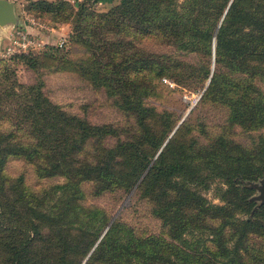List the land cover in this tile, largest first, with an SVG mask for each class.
I'll return each mask as SVG.
<instances>
[{
    "label": "trees",
    "instance_id": "1",
    "mask_svg": "<svg viewBox=\"0 0 264 264\" xmlns=\"http://www.w3.org/2000/svg\"><path fill=\"white\" fill-rule=\"evenodd\" d=\"M74 1L27 0L29 15L71 30L62 46L0 58V264H264V203L254 208L247 184L264 177V136H231L264 127V0H119L101 11ZM145 39L212 59L200 101L225 109L217 130L145 102L190 76L175 54L139 47ZM61 65L103 86L132 123H92L52 101L42 78L18 75ZM20 158L62 181L33 192L6 170ZM215 183L218 203L204 194ZM106 192L145 200L161 230L109 223L114 213L85 202Z\"/></svg>",
    "mask_w": 264,
    "mask_h": 264
},
{
    "label": "rangeland",
    "instance_id": "2",
    "mask_svg": "<svg viewBox=\"0 0 264 264\" xmlns=\"http://www.w3.org/2000/svg\"><path fill=\"white\" fill-rule=\"evenodd\" d=\"M13 1L16 3L15 14L18 23H21L24 20V14H28L24 9V4L27 0ZM69 1L76 5V1ZM118 1L97 0L93 4V7L100 11L107 10ZM39 21L47 27H57V24L68 23L67 34L71 30L69 22H54L44 20L43 18H40ZM6 26V24L2 25L1 28H5ZM40 29L47 28L41 27ZM138 46L155 52L175 54L180 59V63L190 73L185 83H175L173 86H157L154 88L153 93L145 98V102L155 106L158 110L170 112L171 120L179 122L180 119L187 116L191 124L204 122L208 129L212 131L217 130L220 123L224 122L226 116L225 109L211 102L200 101V95L204 90L202 86L206 82L203 81V77L209 62L211 66L212 59L207 55L201 56L196 52L180 51L174 45L161 40L145 39ZM82 50L78 44H73L71 45L70 56L77 58L81 55ZM1 57L4 56L0 54ZM191 64L198 67V70L196 71L190 67ZM18 75L20 80L25 82H33L38 77L42 78L44 81V92L52 101L59 103L66 111L83 116L92 123L107 122L121 126L122 128H126L132 123V120L126 113L116 106L114 98L107 94L103 86L92 84V82L81 77L77 72L67 69L65 65H61L58 69L53 66H42L37 71L20 66L18 67ZM258 134L264 136V127L247 130L235 126L231 130V136L243 143H251ZM6 170L11 175L23 173L25 184L29 185L33 189V192L39 190L41 186L62 181L61 176L40 178L35 172V166L22 158L10 159L7 162ZM218 185L220 184L215 183V185L213 184L204 192L209 200L216 203L220 202L217 195ZM84 189L87 192L90 190V186L84 185ZM257 192V189H254V194ZM124 198L125 195L123 196L122 192H106L100 196L88 195L85 202L96 204L113 214ZM117 215L140 231L157 232L161 230L160 221L151 214L149 204L136 195L131 196V198L124 202Z\"/></svg>",
    "mask_w": 264,
    "mask_h": 264
},
{
    "label": "built area",
    "instance_id": "3",
    "mask_svg": "<svg viewBox=\"0 0 264 264\" xmlns=\"http://www.w3.org/2000/svg\"><path fill=\"white\" fill-rule=\"evenodd\" d=\"M26 24L36 25L37 27H49L44 26L45 24L40 22L37 18L24 14V20ZM25 24V25H26ZM24 24H14V31L8 36L6 44L3 46L0 52L1 56H7L17 51L26 50H38L43 47L45 42L35 36L34 34L27 31ZM66 36H60L54 44L62 46Z\"/></svg>",
    "mask_w": 264,
    "mask_h": 264
},
{
    "label": "crops",
    "instance_id": "4",
    "mask_svg": "<svg viewBox=\"0 0 264 264\" xmlns=\"http://www.w3.org/2000/svg\"><path fill=\"white\" fill-rule=\"evenodd\" d=\"M14 6L16 8V3H14ZM20 24L25 25L26 23L22 21ZM6 25L7 26L5 28L0 27V52L2 51L3 46L6 44L8 36L12 34L14 31L13 23H8ZM57 25H58L57 27L48 26L49 27L48 29H40L36 25H32V24H26L25 27L27 31L37 36L38 38L43 40L45 43H55L60 36L67 35V32H68L67 26L69 24L62 23V24H57Z\"/></svg>",
    "mask_w": 264,
    "mask_h": 264
},
{
    "label": "water",
    "instance_id": "5",
    "mask_svg": "<svg viewBox=\"0 0 264 264\" xmlns=\"http://www.w3.org/2000/svg\"><path fill=\"white\" fill-rule=\"evenodd\" d=\"M17 17L15 14L14 1L12 0H0V27L8 23H17ZM248 186L257 189V193L252 197L258 201L254 206L256 208L258 205L264 203V177L260 178L258 181L247 182ZM130 194V193H129ZM129 194L124 198L121 204L118 206L117 210L112 215L109 223L115 218L119 210L122 208L124 202L127 200Z\"/></svg>",
    "mask_w": 264,
    "mask_h": 264
}]
</instances>
